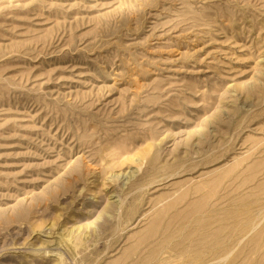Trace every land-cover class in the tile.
<instances>
[{
  "label": "rangeland",
  "instance_id": "1",
  "mask_svg": "<svg viewBox=\"0 0 264 264\" xmlns=\"http://www.w3.org/2000/svg\"><path fill=\"white\" fill-rule=\"evenodd\" d=\"M0 264H264V0H0Z\"/></svg>",
  "mask_w": 264,
  "mask_h": 264
},
{
  "label": "bare ground",
  "instance_id": "2",
  "mask_svg": "<svg viewBox=\"0 0 264 264\" xmlns=\"http://www.w3.org/2000/svg\"><path fill=\"white\" fill-rule=\"evenodd\" d=\"M113 197V196H112Z\"/></svg>",
  "mask_w": 264,
  "mask_h": 264
}]
</instances>
